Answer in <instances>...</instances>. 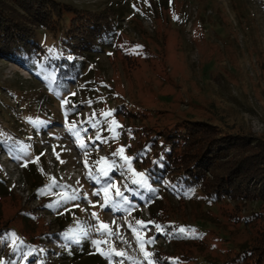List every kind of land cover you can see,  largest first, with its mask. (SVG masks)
<instances>
[{"label":"rangeland","instance_id":"obj_1","mask_svg":"<svg viewBox=\"0 0 264 264\" xmlns=\"http://www.w3.org/2000/svg\"><path fill=\"white\" fill-rule=\"evenodd\" d=\"M55 2L66 12L74 8L88 15L114 12L118 47L115 44L96 55L82 81L73 83L70 93L74 96L60 94L53 100L48 82L0 57V224L16 229L13 231L19 238L10 241H19L21 251L14 262L5 258L13 243L0 236V264H119L120 260L148 264L144 256L147 248L169 251L170 245L164 233L153 232L149 225L138 226L135 218L139 208L128 212L123 197L115 195L118 188L128 197H138L132 196L123 176L128 171L115 170L113 153L129 140L127 129L132 125L160 131L163 126L189 121L195 123L197 131L215 125L233 137L245 133L264 141V0ZM38 36L48 46L54 42L49 31L41 30ZM143 51L144 58L132 61L127 68L123 54ZM64 98L70 103L62 105ZM121 103L136 119L123 121L119 132L114 126L109 130V123H105L108 117L102 113L112 111L113 116ZM73 105L78 109L74 111ZM194 143L187 152L198 145ZM234 153L237 156L236 151L228 153L224 161L233 159ZM219 165L210 183L215 184L224 173L226 163ZM102 169L109 171V177L102 175ZM243 171L239 168L241 175ZM106 184L112 185L107 193L103 191ZM254 187L249 185L250 192ZM237 188L248 190L243 185ZM97 190L99 195L94 194ZM72 196L76 198L68 199ZM106 196L115 207L106 205ZM262 198V202L253 203L241 194L218 204L210 211L213 217H220V227L194 223L207 209L199 196L186 203L167 200L162 211L170 219L209 231L202 250L183 246L186 255L200 254L214 264H233V247L245 244L257 249L255 256L259 254L260 262V252H264ZM255 210L259 213H253ZM143 212L146 217L151 213L148 207ZM34 217L37 219L32 220ZM26 219L35 223L27 225ZM58 219L75 225L90 241L101 243L94 246L90 242V252L68 259L64 253H77L81 247L76 236L62 241L68 246L45 242L43 260L38 261L34 253L39 248L27 238L37 241L40 232L58 231ZM101 224L116 235L95 231ZM191 229L196 236L197 231ZM137 236L141 240L154 238L155 242L142 251ZM115 251L127 255L109 259ZM252 254L247 256L248 263L254 261Z\"/></svg>","mask_w":264,"mask_h":264},{"label":"trees","instance_id":"obj_2","mask_svg":"<svg viewBox=\"0 0 264 264\" xmlns=\"http://www.w3.org/2000/svg\"><path fill=\"white\" fill-rule=\"evenodd\" d=\"M55 1L57 0H0V57L26 68L36 78L48 82L51 100L60 94L70 93L73 83L82 81L96 55L106 52L115 44L117 46L115 37L119 30L115 13L110 10L98 15H88L74 8L68 10L69 14L66 15L68 13L66 9L64 10L62 5ZM41 30L53 33L54 42L51 46L46 45L42 37L39 38ZM49 49L53 51L50 52ZM144 53L146 52L124 53L127 68L132 61L139 60L140 57L144 58ZM72 108L74 111L78 109V107ZM113 114L108 117L106 124L110 125V122L115 120L121 126L126 119L134 121L136 119V115L123 103L118 104ZM112 126L119 132V127ZM196 127L195 123L189 121L163 126L160 131L132 125L127 129L129 140L121 146L124 152L114 155L113 162L117 171L123 169L128 171L127 167L120 168L124 163L121 156L133 158L131 160L133 171H128L123 176L126 177L132 196L134 193L139 195L138 197L123 195V199L127 197L125 203L128 212L139 208L140 212L135 220L151 226L153 232L164 233L170 245L169 251L147 248V252L154 253L151 259L158 260L159 264H172V258H176L179 264H214L208 256L203 258L200 254L196 257L186 255V248L184 249L183 246H192L200 251L207 243L205 235L209 231L202 226L195 227L194 223L200 222L204 227L208 224L220 227V217H213L210 210L227 201L228 198L233 199L244 194L249 196L253 203L263 201L264 141L248 137L245 133H240L241 135L237 133V137H233L232 133L215 125L202 127L199 131L195 130ZM192 142L198 145L187 152L186 149ZM234 151L237 152V156L234 153L233 159L224 161L225 157H229L226 155ZM222 161L226 163L224 173L216 179L215 184L211 182V187L210 181L214 178L212 173L220 168L219 163L225 164ZM214 167L215 171H213ZM227 168L228 172L225 173ZM239 168L244 170L242 175ZM134 172L145 173L147 188L133 183V180L140 179L134 175ZM226 178H230V181H224ZM239 178L242 179L236 181ZM251 183L255 186L254 192H250ZM237 184L247 186L249 191H240ZM196 196L205 201L207 209L203 217L195 219L194 223L170 219L162 211L168 203L167 200L171 201L175 198L181 203H186ZM144 207H148L151 211L147 217L143 212ZM255 212L259 213L258 210L253 211ZM24 216L30 219L27 214ZM28 219H26L27 225L35 223ZM36 219L37 217L32 218V220ZM156 225L160 228L157 229ZM73 226L75 225L62 223L58 219V231L40 232L36 235L37 241L34 237L27 238V242L33 241L39 248L38 252L34 253L38 261L43 260V243H58L62 247L65 245L62 242L64 239L70 240L75 236L79 239L81 247L77 253H64L67 258H75L78 253L84 255L90 252L91 238L81 235L79 233L81 230ZM180 228L190 231L186 235L181 234L178 231ZM191 228L197 231L196 236L191 233L193 230ZM13 229L15 228L7 223L0 224V236L6 243L11 238L15 240L19 238L18 232H14ZM26 236L24 234L23 239ZM220 236L225 238L223 234ZM11 242L9 244L13 243L10 248L12 251L5 258L14 262L19 258L21 251L18 249L19 241ZM233 248L235 249L233 264H264L263 251L260 252L263 258L259 262L257 257L259 254L255 256L257 249L247 247L245 244ZM249 254L255 256L254 261L250 263L247 257Z\"/></svg>","mask_w":264,"mask_h":264},{"label":"snow or ice","instance_id":"obj_3","mask_svg":"<svg viewBox=\"0 0 264 264\" xmlns=\"http://www.w3.org/2000/svg\"><path fill=\"white\" fill-rule=\"evenodd\" d=\"M145 2H147V0H145ZM133 7H135V5H133ZM137 47H141V46H137ZM49 51L51 52L53 50L52 49H49ZM69 95L70 96H74L75 93H69ZM61 103H62V105H67V104L70 103V101H69V99L64 98V99H62ZM73 107H75V105H73ZM102 114L107 119V117H109V116L112 115V111H109V112H106V113H102ZM65 115H67V112H65ZM93 115H95V114H93ZM112 125H116L117 127H120L118 125V122H116L115 120H112L110 122V128H109V130H111V126ZM97 139H100V136L99 135L97 136ZM81 147H84V145H81ZM123 152H124V148L121 147L116 153H113V155H120ZM85 155H87V153ZM121 159L124 160V163L122 165H120V168L127 167V170L128 171H133V169L131 167V160L133 158H129V157H126V156H121ZM37 160H38V158H37ZM25 166H26V164H25ZM101 171H102V175L104 177H109V171L107 169H102ZM89 175H90V178H92V174L90 173ZM134 175L140 177V179L133 180V183L138 184V185H141L142 187L147 188V183H146V179H145V173H142V172L141 173H135L134 172ZM111 187H112L111 184H106L105 187H104V189H103V191L105 193H107L108 189L111 188ZM94 194L99 195L100 194V190H97ZM115 195L117 197H123L124 194L122 192H120L119 189L117 188L116 189V192H115ZM134 195H139V193H134ZM74 198H76V197L75 196L68 197V199H74ZM124 200L127 202V197H124ZM105 203H106V205L107 204H113V206L115 207L113 201H111L107 196H106ZM93 215L95 216L96 214L94 213ZM149 223H153V222L149 221ZM138 226L143 227V228H147V224L143 223L142 221L141 222H138ZM129 227H131V225H129ZM156 228L159 229L160 226L159 225H156ZM102 229H104L105 231H101ZM108 229H109V226L106 225V224H101V225H98V226L95 227V231L100 232L101 235H109V236L116 235V233H112ZM133 231H134V234H135V230H133ZM178 231H179V233L186 235L190 230L185 229V228H180ZM154 242H155L154 238H150V239H146V240H141L140 237L137 236V243L140 244L142 251H143L145 245L152 244ZM91 243L94 246H98L101 242L99 240H92ZM26 255H28V254H26ZM112 255H115L117 257H126L127 254L124 253V252L115 251L113 253H110L109 256H108V258L111 259ZM144 256H145L146 259H148V264H159L158 260L151 259V257L154 256V253H150V252L144 251ZM127 258L128 259H131V257H127ZM119 264H124V261L123 260H120L119 261ZM172 264H179V262H178V260L176 258H172Z\"/></svg>","mask_w":264,"mask_h":264},{"label":"built area","instance_id":"obj_4","mask_svg":"<svg viewBox=\"0 0 264 264\" xmlns=\"http://www.w3.org/2000/svg\"><path fill=\"white\" fill-rule=\"evenodd\" d=\"M122 23H125V20Z\"/></svg>","mask_w":264,"mask_h":264}]
</instances>
